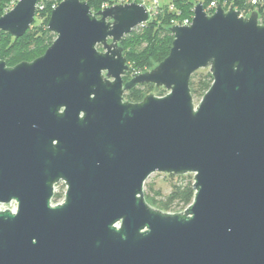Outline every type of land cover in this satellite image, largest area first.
Masks as SVG:
<instances>
[{"label": "water", "instance_id": "1", "mask_svg": "<svg viewBox=\"0 0 264 264\" xmlns=\"http://www.w3.org/2000/svg\"><path fill=\"white\" fill-rule=\"evenodd\" d=\"M37 2L17 0L0 30L21 37ZM148 17L133 1L61 0L41 55L0 59V203H16L0 209V264H264V25L199 0L167 56L123 82L119 42ZM201 68L212 83L194 105ZM139 84L168 92L123 101ZM154 172L192 173L190 204L149 205Z\"/></svg>", "mask_w": 264, "mask_h": 264}, {"label": "trees", "instance_id": "2", "mask_svg": "<svg viewBox=\"0 0 264 264\" xmlns=\"http://www.w3.org/2000/svg\"><path fill=\"white\" fill-rule=\"evenodd\" d=\"M16 1V0H15ZM93 13L97 12L103 2L109 0H85ZM208 0H205V2ZM14 0H0V15L9 9V5ZM44 3V8L37 10L39 24L33 22L31 27L18 38L12 37L8 32L0 30V59L4 60L8 66H13L21 61H30L41 55L53 41V33L47 29V21L51 12L52 0H38V3ZM174 6L180 12L179 15L173 12L165 11L163 15L150 20L140 30H133L125 35L120 45L123 47V55L130 64V76L151 69L153 65L159 63L167 56L171 42L172 34L169 31V19L191 13L192 0H173ZM218 3L226 8L232 5L237 10L246 8L244 0H227L228 5H223V0ZM33 28L35 30H33ZM99 49H101L99 47ZM212 83V76L209 71H195L189 82L192 96L202 97ZM152 84L138 86L127 92L126 97L129 100L137 101L144 97L153 88ZM156 88V87H154ZM163 89H161V94ZM171 178H177L171 183V190L168 194H163L160 189H155L152 183L144 182V198L152 207L163 212L172 211L177 206L185 208L193 199L194 189L192 187L193 178L190 174L173 175Z\"/></svg>", "mask_w": 264, "mask_h": 264}, {"label": "built area", "instance_id": "3", "mask_svg": "<svg viewBox=\"0 0 264 264\" xmlns=\"http://www.w3.org/2000/svg\"><path fill=\"white\" fill-rule=\"evenodd\" d=\"M16 1L14 0L13 3H16ZM60 1L61 0H52V3L50 5L51 6V10ZM83 1H85V0H83ZM131 1L144 5V7L146 8V10L148 12V15H149L147 21L137 24L132 29V31L133 30L142 29L146 25V23H148L152 19L157 18L158 16L163 15L165 11L170 12V13L173 12V13H176L177 15L180 14L178 9H176L175 6H174L173 0H168V1H164V2H162V0H109L107 2H103L99 9H103L104 6H110L112 4L130 3ZM192 1H193V4H192V7H191V13L189 15H181L179 17L170 18L169 19V26H172L174 24H178V25H190L191 24V20H192V17H193V7H194V5L196 3L199 2V0H192ZM244 1H245V5L247 7L240 9L239 10V15L243 16V17H247V16L250 15V13L252 11H256L257 12V23L259 25H264V0H244ZM200 2L202 4V6H203L204 12L207 15H211L214 12V10L216 9L217 4H219L218 0H208L206 2H205V0H200ZM223 5H228L227 4V0H223ZM220 6L223 8L222 5H220ZM228 7L229 6H227L226 8H223V9L227 10ZM43 8H44V3L41 2L39 4L37 2L36 14H37V10L38 9L41 10ZM9 9H7V11Z\"/></svg>", "mask_w": 264, "mask_h": 264}, {"label": "rangeland", "instance_id": "4", "mask_svg": "<svg viewBox=\"0 0 264 264\" xmlns=\"http://www.w3.org/2000/svg\"><path fill=\"white\" fill-rule=\"evenodd\" d=\"M164 1H168V0H162V2ZM15 3H11L9 6V8L11 9L13 6H14ZM33 23L35 25H38L40 22L37 18V16H35L34 18V21ZM31 27V25H30ZM33 30H35L33 28ZM54 35V34H53ZM55 37V35H54ZM53 37V39H54ZM128 63V62H127ZM128 65L130 66V64L128 63ZM155 66V65H153ZM152 68V67H151ZM205 71H208V68H201L199 70H197V72H205ZM131 75L130 72H128L125 76H124V79H127L129 78V76ZM161 89H163V95H165L168 91L162 87H158V88H152L149 92L151 94H154L155 96H162V95H159L161 94ZM193 97V103L194 105H196L201 97H195V96H192ZM186 174H190L193 178V174L192 173H186ZM176 176V175H175ZM177 178H171L169 176V174H166V173H158V172H154L152 174H150L147 179L145 180V183L148 184V183H152L154 188L155 189H160L162 191L163 194H168L171 190V183L176 181ZM65 184L62 182V181H59L55 186H54V194H53V197L51 199V204H57V203H60L63 198H64V192H65ZM143 190H145V186H143ZM4 208H8V209H11V210H15L16 208V203L14 201L8 203V204H4V203H0V209H4ZM173 210L172 211H169V212H175V211H180L182 210L183 208H180V207H173L172 208Z\"/></svg>", "mask_w": 264, "mask_h": 264}, {"label": "flooded vegetation", "instance_id": "5", "mask_svg": "<svg viewBox=\"0 0 264 264\" xmlns=\"http://www.w3.org/2000/svg\"><path fill=\"white\" fill-rule=\"evenodd\" d=\"M120 43V42H119ZM120 45V44H119ZM124 54V53H123ZM128 64V63H127ZM128 71H129V69L125 72V74L122 76V78H123V82H126L127 80H129L132 76H129V78H127V79H124V76L128 73ZM142 85H145V84H139V85H136V86H134L133 88H131V89H129V90H127V91H125L124 93H123V101H128V102H139V101H141L144 97H142L140 100H137V101H132V100H129L127 97H126V94H127V92L128 91H130V90H132V89H134V88H136V87H138V86H142ZM153 85V84H152ZM154 86V85H153ZM155 87V86H154ZM156 88H158V87H156Z\"/></svg>", "mask_w": 264, "mask_h": 264}]
</instances>
